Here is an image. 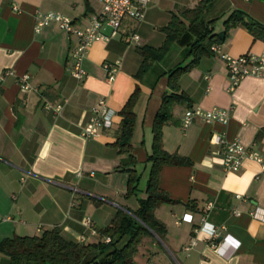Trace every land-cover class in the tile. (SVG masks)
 Instances as JSON below:
<instances>
[{
	"label": "crops",
	"instance_id": "0c3cea01",
	"mask_svg": "<svg viewBox=\"0 0 264 264\" xmlns=\"http://www.w3.org/2000/svg\"><path fill=\"white\" fill-rule=\"evenodd\" d=\"M197 3L147 0L141 21L126 18L117 36L90 46L81 64L85 77L75 80L68 52L76 39L54 23L36 33L34 16L56 12L83 28L101 11V2L0 0V75L13 72L0 81V218L6 217L0 219V241L14 235H39L54 226L70 240L98 241L102 238L99 228L111 222L114 212L138 209V198L146 197L145 186L140 189L137 184L135 192L126 195L128 173L118 170L124 155L113 146L119 111L138 88L130 146L135 172L140 165L149 171L153 117L168 91L167 72L179 63L183 47L171 48L141 80L134 77L141 64L136 49L160 47L161 29L172 15ZM14 5L19 12L13 11ZM235 11L264 26V0H210L203 20L212 22V34H222L224 22ZM130 32L139 36V45L124 43L122 36ZM217 45L221 54L231 57L264 52V41L254 39L240 24ZM106 63L118 64L112 82L106 80L102 65ZM21 75H28L36 90L21 92L16 82ZM178 84L189 101L173 106L161 129V145L168 153L189 160L159 170L157 185L172 201L157 204L152 213L166 233L163 238H142L134 253L135 264H264V172L251 159H244L233 172L222 169L220 146L211 142L214 135L236 139L264 158V70L244 77L229 91L224 62L211 53L188 74L180 75ZM99 98L115 115L108 129L86 138L81 131ZM45 102L61 103L59 113L44 108ZM190 107L225 109L229 119L222 124L196 117L183 128L182 115ZM208 202L213 205L205 211ZM184 215L190 221H181ZM203 215L207 225L219 229V236L212 239L199 229ZM85 217L91 220L90 227L83 225ZM91 229L97 233L93 235ZM192 239L194 246L185 251ZM212 243L221 250L217 252ZM0 264H8L2 254Z\"/></svg>",
	"mask_w": 264,
	"mask_h": 264
},
{
	"label": "trees",
	"instance_id": "16d2710c",
	"mask_svg": "<svg viewBox=\"0 0 264 264\" xmlns=\"http://www.w3.org/2000/svg\"><path fill=\"white\" fill-rule=\"evenodd\" d=\"M210 0H199L193 9L173 14L170 22L161 29L164 40L160 47L142 46L137 48L141 58L140 67L134 76L141 80L151 67L160 63L174 46L183 47L179 63L167 72L168 91L162 95L160 107L153 117L151 152L147 160L150 169L146 180L145 198H138V209L113 213L111 222L99 228L102 236L98 241L79 242L65 237L60 227L44 229L39 235H14L0 241V254L8 264H135L134 253L140 240L146 236L163 238L166 233L164 224L155 217L154 208L161 202H171L167 194L157 185L159 170L164 165H177L187 162L186 157L168 153L162 143V126L172 115L175 104L189 101L188 95L180 90V75L188 74L196 68L201 58L210 55L211 47L224 41L227 31L237 24L243 25L254 39L264 41V26L246 17L239 11L233 12L224 22L222 34H212L211 23H204L207 3ZM138 88H135L123 104L120 123L113 144L122 154L118 170L128 173L126 195L136 190L139 174L136 173V160L132 154L131 136L134 129L135 115L133 103ZM104 236L110 240L103 241ZM122 240V241H121Z\"/></svg>",
	"mask_w": 264,
	"mask_h": 264
},
{
	"label": "built area",
	"instance_id": "2783aa9c",
	"mask_svg": "<svg viewBox=\"0 0 264 264\" xmlns=\"http://www.w3.org/2000/svg\"><path fill=\"white\" fill-rule=\"evenodd\" d=\"M102 4L101 11L93 16L88 24L83 28H76L70 18H67L56 12L48 13H36L34 30L36 33L40 32L41 28L45 25H50L54 23L60 30L68 35H71L76 39L75 46L68 52L72 63V68L70 69V75L75 80H82L85 77V71L83 70L81 64L85 58L87 51L90 46L95 42H107L110 39L117 36L120 32L122 22L126 19H132L136 22L142 20L144 16L145 7H147V0H139L138 4L134 0H98ZM15 13L19 12L18 6L14 5L12 7ZM105 30H109V33H104ZM123 41L126 44L139 45V36L135 32H130L122 36ZM211 52L214 55H219L221 60L224 62L226 73L228 76L229 84L226 87L229 91L233 90L235 85H237L241 79L249 75H259L264 70V52L259 55L248 53L242 57H231L227 54H221L218 45L211 47ZM106 73V80L112 82L114 80L118 64H102ZM13 72L6 70L0 75V81H2L6 76H12ZM28 75H21L17 77L16 82H18L19 90L25 94L31 90H36L29 83ZM61 103L51 104L45 102L43 107L46 109H51L56 114L59 113L61 109ZM227 110L213 107L209 110H203L196 108H187L182 117V126L186 128L194 121L196 117L200 118L204 122H220L222 124L227 123L229 117L227 115ZM115 115V111L106 105V100L99 98L97 103L92 107V113L88 122L86 123L83 131H81L82 136L96 137L99 135L98 131L103 128L110 127L112 123V117ZM212 143L220 146L219 155L222 156V166L226 171L237 170L241 166L243 160L251 159L259 164V168L264 172V158L258 155V152L247 147L236 139L226 140L220 135H214L212 137ZM212 202L206 203L205 211L212 207ZM237 213V212H236ZM256 213H253L255 215ZM264 217V215H262ZM0 219H6L2 217ZM181 221H190L189 215H184ZM84 226L90 227L91 220L88 217L82 219ZM222 229L224 227H221ZM200 230L206 232L210 238H215L220 235V231L217 227L210 224L207 225L205 221V215L201 217ZM91 233L96 234L95 229H91ZM80 242L84 241V237L80 238ZM110 240L109 236H104L103 241L107 242ZM195 241L192 239L186 246L184 250H189L192 245L194 246ZM212 246L219 252L220 246L212 243ZM144 264H150L148 262Z\"/></svg>",
	"mask_w": 264,
	"mask_h": 264
},
{
	"label": "rangeland",
	"instance_id": "374dc122",
	"mask_svg": "<svg viewBox=\"0 0 264 264\" xmlns=\"http://www.w3.org/2000/svg\"><path fill=\"white\" fill-rule=\"evenodd\" d=\"M141 170H143V171H141ZM143 173H141V172ZM148 170H147V168L144 170V167L142 166V165H140L139 166V171L137 172V173H139V181H138V187L140 188V189H142V188H144V184L146 183V179H147V172ZM138 192L140 193L141 192V190H139L138 189ZM74 240H77V239H74ZM92 241H94L95 240V238H93V239H91Z\"/></svg>",
	"mask_w": 264,
	"mask_h": 264
},
{
	"label": "water",
	"instance_id": "95a60500",
	"mask_svg": "<svg viewBox=\"0 0 264 264\" xmlns=\"http://www.w3.org/2000/svg\"><path fill=\"white\" fill-rule=\"evenodd\" d=\"M218 239H219V240H221V238H220V237H218Z\"/></svg>",
	"mask_w": 264,
	"mask_h": 264
}]
</instances>
